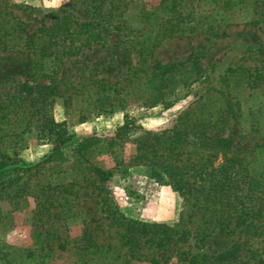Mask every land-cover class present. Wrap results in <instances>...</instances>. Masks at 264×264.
Returning a JSON list of instances; mask_svg holds the SVG:
<instances>
[{"label": "rangeland", "instance_id": "1", "mask_svg": "<svg viewBox=\"0 0 264 264\" xmlns=\"http://www.w3.org/2000/svg\"><path fill=\"white\" fill-rule=\"evenodd\" d=\"M162 1L0 0L1 6H12L30 32L70 13L80 21L100 23L104 35L90 46L77 41L72 51L68 43L57 47L60 55L43 59L40 69L30 50L0 53V103L26 80L48 82L45 75L55 69L61 94L51 111L63 123L64 137H71L58 155L46 160L53 138L26 132L22 146L14 148L22 159L14 165L19 170L0 173V264H264V187L247 198L246 221L233 232L204 228L202 187L210 178L207 171L224 159L207 161L205 154L192 149L178 157L199 190L188 196L153 178L150 163L137 149L146 132L179 124V116L190 106L214 110L226 98L234 104L235 115L210 133L231 135L229 155L241 158L264 181V87L233 73L247 69L264 76V0H236L225 14L218 13V36H168L161 41L154 60H197L201 65V75L191 76L194 82L167 107L151 100L145 71L135 69L148 35L142 11L160 8ZM182 3L198 15L209 7L206 0ZM126 114L133 115L138 126L112 139ZM83 141L85 147L79 150ZM85 164L101 167L111 178L92 181L94 174L80 168ZM9 180L12 184L1 191ZM42 184L51 186L54 205L39 214L31 192ZM129 222L165 224L173 239L164 247L144 235L129 242Z\"/></svg>", "mask_w": 264, "mask_h": 264}, {"label": "trees", "instance_id": "2", "mask_svg": "<svg viewBox=\"0 0 264 264\" xmlns=\"http://www.w3.org/2000/svg\"><path fill=\"white\" fill-rule=\"evenodd\" d=\"M206 1L209 7L201 15L192 9L187 10L182 0H163L160 8L142 11L143 17L146 18L144 27L147 26L148 35L141 44L140 65L135 69L145 71V88L150 90L151 100L155 103L161 102L166 107L173 105L180 90L194 82L191 76L201 75V65L197 60L191 64L186 61L163 63L154 60L155 48L168 36L191 38L198 34H206L208 37L220 35V26L216 22L217 14H225L237 3L236 0ZM251 23L255 24L257 21L252 20ZM102 30L98 22L80 21L67 13L58 15L53 24L30 32L27 23L15 13L12 6L0 5V53L30 50L35 55L37 69L43 59L60 55L57 50L59 46L68 43L69 51H72L77 41L79 46L99 43L104 38ZM51 72L43 74L48 76V82L32 83L26 80L14 94H9L0 103L1 174L19 170V166L14 165L22 159L15 155L14 148L22 146L19 143L24 139L26 132L37 131L40 137H47L49 140L53 138V151L46 160L58 155L63 144L71 138L64 137L61 133L63 123L56 121L51 111L56 96L61 94L54 77L57 71L52 69ZM233 73L246 77L248 84L259 85L261 82L264 87V76L261 73L253 74L247 69H236ZM102 83L103 86L107 85L106 80H102ZM167 96H174V99L167 100ZM70 101V96L65 98L66 104ZM214 108L213 110L210 107L190 106L179 116V124L160 131L146 132L137 149L141 159L150 163V174L153 178L188 196L199 190L188 180L186 165L177 163L178 157L186 149H192L194 152L205 154L207 161L214 162L220 157L223 158L222 165L207 171L210 178L202 187L204 194L200 209L204 228L213 230L218 227L220 232L231 233L236 226L246 221V200L252 197L254 192L263 189L264 181L261 175L251 172L249 167L242 163L241 158L229 155L233 145L231 135L222 136L219 130L210 133L212 129L224 126L229 117L235 115L236 109L232 101L225 98L221 105ZM137 126L136 118L126 114L124 124L117 129L112 139L122 137ZM84 145V141L80 142L79 150H82ZM82 156H85V153H82ZM90 165L89 167L85 164L80 168H87L88 173L94 174L92 181L111 178L110 172ZM8 182V186H4L1 191H5L12 184L10 180ZM2 184L6 182L3 181ZM31 195L35 198L36 212L39 214L49 212L54 205L50 185H39ZM127 228L126 236L129 242H134L144 235L149 236L148 241L164 247L173 239L172 229L162 223L129 222ZM86 231L89 241L93 242L89 230Z\"/></svg>", "mask_w": 264, "mask_h": 264}]
</instances>
